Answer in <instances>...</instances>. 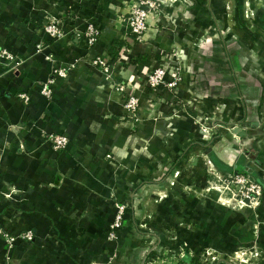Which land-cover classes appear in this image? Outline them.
<instances>
[{"label": "crops", "instance_id": "obj_1", "mask_svg": "<svg viewBox=\"0 0 264 264\" xmlns=\"http://www.w3.org/2000/svg\"><path fill=\"white\" fill-rule=\"evenodd\" d=\"M124 1L0 0V48L22 60L12 70L0 65V183L7 195L0 223L12 235L33 234L9 251L0 239V264H185L174 252L193 255L188 264H233L223 258L251 247L252 222L244 213L221 216L214 197H202L215 173L246 174L261 185V223L252 226L264 253V131L258 140L255 132L264 127V82L247 64L257 55L264 63V36L256 55L238 36L240 64L231 69L211 15L264 34V0H163L140 43L125 25ZM247 12L254 14L249 24ZM52 19L63 24L57 41L41 31ZM88 23L99 35L83 57L76 33ZM38 41L42 54H34ZM46 54L60 64L82 58L50 100L33 88L48 78ZM98 55L115 63L114 80L90 65ZM156 65L179 71L174 91L144 85ZM117 82L138 96L135 117L123 109ZM24 90L28 105L18 97ZM42 129L63 132L69 149L54 150ZM115 202L128 208L117 239L108 241ZM209 251L212 258L201 262Z\"/></svg>", "mask_w": 264, "mask_h": 264}, {"label": "built area", "instance_id": "obj_2", "mask_svg": "<svg viewBox=\"0 0 264 264\" xmlns=\"http://www.w3.org/2000/svg\"><path fill=\"white\" fill-rule=\"evenodd\" d=\"M161 5H163V0H126L124 1L122 8L125 25L128 28L130 34H132L136 42H144L147 34L152 29V22L160 11ZM63 24L58 19L49 20L48 23L42 26V34L48 40L57 41L65 37L63 31ZM76 33V32H75ZM78 37L81 38L84 49L85 56L88 55L89 50L95 44L99 31L93 25V23H88L82 31L76 33ZM44 51V45L38 41L34 46V54H42ZM44 60H46L49 65L48 78L44 81L36 82L33 88L45 100H50L52 98L55 85L58 80L65 78L68 73L73 70L78 63L82 61V58H73L67 63H58L52 54L44 55ZM91 66L96 68L102 75H104L109 81L114 80L115 76V63L109 62L103 56L98 55L89 59ZM22 64V60L17 59L15 55L5 48H0V65L9 67L10 70L19 67ZM180 81L179 71L170 68L169 66L156 65L147 74L144 85L155 92H161L163 89L174 91ZM113 83V82H111ZM117 90L123 94L122 105L125 112L131 116L135 117L136 111L139 106V98L136 94L127 93L126 87L123 83H115ZM24 105H28L31 101L28 93L24 90L18 94ZM11 129V128H10ZM9 129V130H10ZM41 135L44 142L49 144L56 151H65L70 147L69 140L63 132H53L49 130L42 129ZM1 173V172H0ZM224 190L234 191L241 195V201L238 205L240 209L244 207L257 206L262 199V188L261 185L248 176L235 175L229 179L222 180ZM7 196L3 191L0 183V197ZM115 214L113 221L109 225L106 240L114 241L117 239V232L122 227L123 217L127 204L114 203ZM257 226L253 227V233L256 235ZM0 239L3 244L6 245V249L9 251L14 247L17 240L30 243L33 240V234L31 231H25L20 235H12L7 232L0 223ZM4 264H7L6 262Z\"/></svg>", "mask_w": 264, "mask_h": 264}, {"label": "rangeland", "instance_id": "obj_3", "mask_svg": "<svg viewBox=\"0 0 264 264\" xmlns=\"http://www.w3.org/2000/svg\"><path fill=\"white\" fill-rule=\"evenodd\" d=\"M211 15L213 17V21L216 25V33L218 38H220V48L222 49L224 55L228 58V64L230 66V68H235L236 65L240 64V53L242 51V44H240L241 41H239L240 39L238 38V36L241 37H247L246 40L249 39V52L252 54H257L258 49L261 48V46L258 44V38H262L264 36L263 33L258 32V30H252V29H245V30H241V28H233V27H228L226 26L223 22L220 21V19L217 17V15L215 14V11L211 12ZM244 19L246 21H248L247 23L249 24L250 21L253 20V13L247 12L245 14H243ZM243 33V34H242ZM248 34V35H247ZM250 37V38H249ZM231 42V43H230ZM231 48H234V50L232 51ZM263 49V48H262ZM261 51V50H260ZM237 52L239 55L238 57H236L237 61H233L232 60V56L233 54ZM260 56H254L249 58V60L247 61V64L249 65V69L250 70H259V72L257 73L258 78L262 79V82H264V75H262L264 73V63H260ZM237 63V64H236ZM231 68V69H232ZM261 70V71H260ZM229 73V72H228ZM231 74V73H230ZM242 76L241 74H238L234 76V80L235 83L234 85L237 88V92L239 94V96H242ZM249 79H253L251 78V76L249 77ZM264 120V119H263ZM263 122V121H262ZM261 122V123H262ZM259 129L255 132L257 135V140L262 138V134L261 132L264 131V127H258ZM235 175H243V176H248L251 180H253L249 175L246 174H234V175H219V174H212V175H208L206 177V186L203 188V190L201 191V194L203 195L202 197H207L209 195L214 197V206L216 207V211L219 212L221 214V216H225V215H229L231 214L232 216H234V219L237 218V215L244 213V215L247 214V218L250 220L251 219V224L252 225H257L261 223V219H260V209H261V200L259 205L257 206H251L249 207H244L242 209L239 208L238 205L241 201V195L239 193H237L236 190L234 191H228V190H224L223 188V182L222 180L224 179H229L230 177H233ZM210 176V177H209ZM255 181V180H253ZM256 182V181H255ZM202 200V199H201ZM204 200V199H203ZM243 215V214H242ZM251 232H253V226ZM248 228V227H247ZM251 229V228H250ZM249 230V229H248ZM259 231V227L257 232ZM256 232V235L253 236V239L250 243H252L250 246V248H242L243 246H239L237 248V250L231 255V258H227L224 257L223 259H225L228 262H233V264H252L254 261H263L264 260V253L260 250L259 252V245H258V233ZM252 238V235H251ZM240 242V240H239ZM244 246H246L245 244H242ZM174 255L175 258H177V260H181V262L188 264L190 263L189 258H191V260H193V255H191L190 253H184V252H179V253H172ZM221 254H217V256L213 259H218L221 258L220 256ZM199 256V254H198ZM201 262L206 261L211 259V254L210 251L209 252H202L201 253ZM212 259V260H213Z\"/></svg>", "mask_w": 264, "mask_h": 264}, {"label": "trees", "instance_id": "obj_4", "mask_svg": "<svg viewBox=\"0 0 264 264\" xmlns=\"http://www.w3.org/2000/svg\"><path fill=\"white\" fill-rule=\"evenodd\" d=\"M133 36V35H132Z\"/></svg>", "mask_w": 264, "mask_h": 264}]
</instances>
